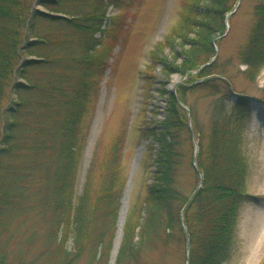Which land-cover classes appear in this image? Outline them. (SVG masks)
<instances>
[{"label": "trees", "instance_id": "trees-1", "mask_svg": "<svg viewBox=\"0 0 264 264\" xmlns=\"http://www.w3.org/2000/svg\"><path fill=\"white\" fill-rule=\"evenodd\" d=\"M34 1L0 0V215L32 196L37 207L52 213L47 238L59 264H73L87 245L94 256L108 249L123 190L120 169L106 165L99 169L104 181L90 196L91 162L85 191L73 202L85 120L107 67L108 54L100 47L106 6L116 0H37L45 11L33 9ZM237 1L189 0L170 29L188 47L180 65H162L161 73L166 82L173 73L185 80L175 95L163 87L158 91L166 96L164 118L140 129L150 140L149 183L138 221L128 219L124 226L115 264L136 263L160 239L164 245L188 240L187 264H222L236 242L238 215L249 199L239 123L249 106L243 96L233 98L229 82L208 62L215 33L223 34ZM253 15L239 52L250 78L264 67V0ZM11 90L17 100L5 107ZM197 90L211 100L207 133L188 101ZM189 120L198 150L196 187L187 196L176 187L175 172L191 139ZM71 234L73 249L65 251ZM0 264H6L3 258Z\"/></svg>", "mask_w": 264, "mask_h": 264}, {"label": "rangeland", "instance_id": "rangeland-1", "mask_svg": "<svg viewBox=\"0 0 264 264\" xmlns=\"http://www.w3.org/2000/svg\"><path fill=\"white\" fill-rule=\"evenodd\" d=\"M188 1L116 0V3L106 6L100 47L105 55L108 54L107 67L85 120L86 139L81 150L73 202L76 203L85 191L86 172L91 162H94V171L90 175V196L104 181L99 169L106 165H117L120 169L123 190L108 249H98L97 256H94L87 245L73 264H115L125 224L128 219L138 221V208L146 195L151 169L150 140L142 136L140 129L147 123L160 122L164 118L166 96H161L158 91L163 88L169 92L174 90L175 95L176 86L185 80L184 76L173 73L166 82L161 66L180 65L181 56L188 47L182 46L170 33V29L178 24ZM260 1L238 0L235 3L236 10L224 19L223 34L215 33L214 56L210 62L217 66L215 71L229 82L233 95L243 96L249 106V113L239 122L247 169L245 191L249 199L238 215L236 242L222 264H245L251 256H257L255 264H264V224L257 228L259 218L264 219V67L250 78L246 65L239 58L254 22V6ZM34 2L33 9L45 11L38 1L37 4ZM157 58L163 62L160 60L159 63ZM14 81L22 79L15 76ZM16 100V94L11 90L5 107H12ZM188 101L195 105L199 128L207 133L211 100L197 90L188 94ZM188 124L192 131L191 139L184 146V157L178 159L175 172L176 187L187 196L196 187L192 159L198 150V138L190 120ZM124 199L126 213L120 243L112 261ZM51 214L50 210L37 207L31 196L0 215V259L3 258L6 264L17 261L59 264L61 259L57 257L55 245L47 238L51 231ZM187 243L188 240H179L164 245L160 239L156 246H147L134 264H187ZM71 249L73 234L64 250Z\"/></svg>", "mask_w": 264, "mask_h": 264}, {"label": "bare ground", "instance_id": "bare-ground-1", "mask_svg": "<svg viewBox=\"0 0 264 264\" xmlns=\"http://www.w3.org/2000/svg\"><path fill=\"white\" fill-rule=\"evenodd\" d=\"M125 213H126V200H123V206L120 209L119 212V218H118V230H117V235L115 238V244H114V250L112 252V261L116 255L119 243H120V238H121V230H122V226H123V222H124V218H125ZM264 224V219L259 218V221L257 223V228H261ZM257 261V256H251L250 258L247 259L245 264H255Z\"/></svg>", "mask_w": 264, "mask_h": 264}, {"label": "water", "instance_id": "water-1", "mask_svg": "<svg viewBox=\"0 0 264 264\" xmlns=\"http://www.w3.org/2000/svg\"><path fill=\"white\" fill-rule=\"evenodd\" d=\"M34 3L37 4V1H35ZM235 10H236V9H234L233 11H231L230 13H228V15L232 14ZM228 15H227V16H228ZM62 16H63V15H62ZM171 92L174 93V90H171ZM236 97H237V96H234V95H233V98H236ZM184 108H185V107H184ZM196 157H197V153H195V155H194V159H193V163H192V165H193V167H194L195 170H197V168H196V164H195V163H196ZM200 182H201V179H200V181H199V184H200ZM188 246H189V243H187V248H188ZM186 262H187V255H186Z\"/></svg>", "mask_w": 264, "mask_h": 264}]
</instances>
